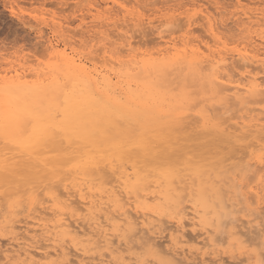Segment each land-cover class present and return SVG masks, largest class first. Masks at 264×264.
I'll return each instance as SVG.
<instances>
[{
	"label": "bare ground",
	"instance_id": "1",
	"mask_svg": "<svg viewBox=\"0 0 264 264\" xmlns=\"http://www.w3.org/2000/svg\"><path fill=\"white\" fill-rule=\"evenodd\" d=\"M165 1L166 7L161 8L162 10L153 8V15L138 6H135V9L130 8L121 0H102L103 11L101 3L95 1L90 11L95 10L92 11L95 19L103 17L102 25H97L102 29L96 25H88L85 31H97V34L88 41L82 39L85 43L82 45L86 46L91 55L83 56L84 47L80 49L81 53L76 51L73 44L75 40L72 41L73 37L66 34V30L62 28L64 22L59 23L58 19L57 25L53 22L56 27V30H53L54 37H49L44 42V57L47 55L50 60L37 67V79L33 83L27 79V68L23 63L20 67L12 65V70L7 69L9 72L0 75V110L7 113L11 99L19 116L18 120L5 119L0 122L3 125L0 127V134L9 142V148L31 153L33 159L29 167L37 178L47 176L52 181L60 178L66 181L63 187L62 184L58 188L51 182L52 186L48 188V201L51 204L42 202L38 207L40 210L33 213L30 219H9V216L1 214L2 210L0 211V227L4 230L0 236L8 241L7 247H0L3 248L0 258L5 260V264H72L71 256L86 250L84 246L90 242L109 251L99 256L97 253V257L93 256V260L98 264H121L120 257L122 262H126L127 254L123 255L125 249L131 251L129 249H132L135 243L143 250L145 245L150 246V250L159 260L168 261L169 264H209L207 258L219 259L220 264H246L242 260L245 258L235 260L234 255L223 256L219 246L220 238L218 240L216 237L218 234L215 237L210 235V231L213 233L216 228L208 230L207 225L203 223H212H209L206 216L212 206L208 200L209 195L218 197L221 207L226 206L229 211H233L229 201L228 207L224 198L225 190L229 193L230 185L234 182L229 170L231 171L234 165L238 167L237 160L242 158L238 151L243 149L242 153H245L247 149L242 148L244 144L241 146L240 143L241 149L236 150L239 157L234 155L235 153L227 157L226 154L220 168H215L214 165L206 167L205 165L210 163L197 164V161L188 164L191 159L184 160L188 154L186 151H189L186 147H191L198 135L202 136L208 132L204 137H209V140L217 137H210L212 127L206 126L210 130L204 127L200 129L199 117H191L187 110L185 113L182 102L173 96V88L167 90L168 84L162 82L165 80L173 85L176 78L184 75V78H181L184 85H178L179 89L183 86L184 90L192 77L198 76L199 82L203 79L209 88L207 90L212 93V100H215L214 104L210 105L220 107L217 111L216 107L207 105L212 108V113L208 107L204 111L209 116L215 114L209 122L218 120L217 124L215 123L216 129L213 130L228 137L225 139L218 134V139L224 138L222 141L226 142L235 140L231 143H239L241 139L247 142L248 139L251 146L264 148V114L259 113L260 108L255 112V107H250V104L260 100L264 102V9H247L235 3L239 7H236L237 10H234L233 16L230 17H235L232 21L235 23L236 34H232V37L237 38L231 39L227 35V31L231 30L225 29L226 18H219L208 6L202 8L204 5H198L199 2L193 0L186 3V6H180L183 2H179L178 8H174L172 4L167 3L168 0ZM111 2L121 6L118 12L113 11ZM238 2L242 3L241 0ZM200 20L206 24L204 29L207 36L199 39L194 36L193 26L198 23L202 25ZM81 21H85L84 18ZM156 22L155 44L151 48H140L136 37L138 35L135 33L144 32L147 25ZM110 27H114L116 37L111 36L114 33ZM181 31L183 32L178 35L177 32ZM57 35L62 37L63 43L56 40ZM38 37L43 39L45 36L40 33ZM88 52L86 51L87 54ZM93 53L96 57L99 54L104 60L102 65L108 67H99L100 63H95L98 60L92 57ZM100 58L98 57L99 60ZM104 62L107 64L104 65ZM161 76L164 80H161ZM118 100L123 103H116ZM162 104L166 109H161ZM233 106L239 107L238 111L234 107L236 112H233ZM36 113L39 118L34 119L32 132L26 137L25 130L30 129L27 127V120L30 115ZM232 117H239V120L230 122ZM46 129L49 130L47 135L44 134ZM29 142L33 143V148L26 149L22 146ZM237 148L238 146L232 149ZM179 152L183 164L184 161L187 164L185 168H177L174 165L175 161L181 164L180 160L174 157ZM26 154L24 156L28 155ZM128 163H131L130 166ZM259 168L263 171L264 164L261 163ZM9 169L15 173V167ZM253 172L255 174V171ZM257 174L259 173L255 176ZM255 176L253 180L256 179ZM11 177H15L14 180L21 178ZM249 183L245 189L249 187L248 196L253 198L257 206L253 207L250 203L244 205L247 201L244 199L243 211L242 206L239 207L243 212L241 215H236V212L231 215L227 212L226 215L231 216L226 217V222L224 220L219 223L225 224V239L237 241L243 249L240 254L248 250L255 251L257 261L251 264H259L264 260V252L261 248V251L258 249L262 241H259L260 237L264 238V173L259 176L257 183ZM186 188H191L189 194L193 197V205L188 210L183 204L176 211L175 218L168 220L173 221L175 228L170 232L171 243L164 244L160 241L162 233L172 222L165 227L164 223H167L164 222V208L159 205L152 206L150 202L164 200L169 206L178 205L188 195ZM75 195L79 197L80 202L75 201ZM132 195H135L134 200ZM239 199L241 200V196ZM35 200L37 202V199ZM139 204L142 205L141 215L135 214V208ZM231 206L235 207L232 204ZM48 214L50 217L46 216ZM186 218L193 220L195 227L198 226L197 223L204 225L207 228L204 232L209 236L202 240L188 237L189 231L187 230L188 234L185 231V223L188 221H185ZM127 221L136 225L139 234L135 241L122 242L120 234L126 229ZM157 225H160L158 230ZM257 234H260V237ZM73 249L77 251L76 254ZM78 255L80 256V253ZM132 257L134 256L131 255ZM49 258L52 260L46 262Z\"/></svg>",
	"mask_w": 264,
	"mask_h": 264
},
{
	"label": "rangeland",
	"instance_id": "2",
	"mask_svg": "<svg viewBox=\"0 0 264 264\" xmlns=\"http://www.w3.org/2000/svg\"><path fill=\"white\" fill-rule=\"evenodd\" d=\"M95 1H97L98 4L101 3V9H102V7H104V6H102L103 5L102 2H101L102 0H0V75H5L6 71L9 72L8 70H12L14 67H20L22 65V63H23V65H26L25 68H27V70H26L27 71V73H26L27 74V79L31 83H33L35 81V79H37V77H35V76H37V67H39V65H42V64L44 65L45 63H47L50 60V58L47 57V55L44 57V55H45V53H44L45 52V46H46L44 44V42L49 37H54L53 30H56V27H54V26L57 25L58 22H56V21L58 19L60 20L59 23L63 24V22H64L62 28L64 30H66L65 31L66 34H68L69 37H73V38H71L72 41L75 40L73 42V44H74V47H75L76 51L79 50V53H81V50L84 47L83 50L85 52H82L83 56L84 55H87V56L91 55L88 52L89 50L86 48V46L82 45V43H84L82 41V39L84 38V39H87V41H88V40L92 39V37L95 38V36L97 34V31H93V32L91 31V33H89V32L87 33L86 32L87 28L89 26L96 25V27H99L97 25H99V24L102 25L101 21L103 20L102 19L103 17L100 18V19H95V18H93V16H95V15L92 12V11L95 12V10L93 9L92 11H90V8L93 6L94 3H96ZM121 1H123V3H125V4H128V6L130 8L134 7L133 9H135L138 6V8H140L143 11L146 10L145 12H147V13L149 12L150 14L154 13L153 12V11H155L154 9L159 8L160 10H162L161 8H163V7L165 8L166 7V3L164 4V2H166L165 0L164 1L163 0H141V1L140 0H127V1L126 0H121ZM168 1H167V3H169L170 5L172 4V6H174V8H178L177 4H180V3L183 2L182 3L183 5L180 4V6H186V3H190V1L192 2L193 0H168ZM193 2H199L198 5H204V6H202V8H207V6H208V8H210V10L213 11V13L215 15H218L219 18L220 17H222L224 19L226 18L227 21L225 23L226 24V26H225L226 28L225 29L229 28L227 30H231V31H227V35L231 39H233V37H234V36L232 37V34H234V35L236 34L235 27H234L235 23L233 22L234 21L233 19L235 17L232 18V16H233L232 12L234 13V10H237L236 7H239V6L242 5V7L247 8V9L248 8L249 9L250 8H255V7L256 8H259V7L262 8L263 7L262 9H264V0H241L242 3L238 2V0H196V1H193ZM184 3H185V5H184ZM235 3H237V4L239 3L238 4L239 6L237 4H235ZM163 4H164V6H163ZM246 5H247V7H245ZM110 6L112 8L114 7L113 8L114 12H118L120 7H121L119 4H114L113 2L110 3ZM142 7H143V9H142ZM218 7H219V9H218ZM185 8L186 7H184V9ZM149 9H151V10H149ZM184 9L181 8V10H184ZM227 9H228V11H227ZM238 9H240V8H238ZM221 11L222 12L225 11V12L222 13ZM230 15H232V16L230 17ZM83 18H84V20L86 22L85 21H81ZM61 20H63V21H61ZM53 22H54L55 25H53ZM83 22H84V24H83ZM200 22H202V25L204 24L203 27H202V25L200 23L195 24L193 26L195 28L194 29V36L197 37V38L199 37V39H200V37L205 38L207 36V31L205 30L206 29V26H205L206 24L204 23L203 20H200ZM77 23H78V25H77ZM79 23H81V24H79ZM156 24H157V22L155 24L147 25L145 30L143 29L144 32H140V31L138 32L137 31V33H135L136 35H138L136 37L138 39V43H139L138 45L140 46V48H142V49L151 48V46H153L155 44V41H156L155 39L157 38V32H155L156 31ZM180 24H182V22H180ZM204 26H205V29H204ZM62 28H60V30ZM99 28H101V26ZM110 28L109 29L111 30V32L113 31L112 33H114V34L117 33L116 31H114V29H113L114 27H110ZM110 30H109V32H110ZM182 32L183 31L177 32V33L179 35ZM40 33L44 34L45 37L43 39L41 37H38ZM197 33H199V34H197ZM114 34H111V36L116 37V34L115 35ZM57 36L58 37H55L56 40H60L61 43H63V39H61L62 37L60 35H57ZM71 44H72V42H71ZM141 45H143V46H141ZM147 46H149V47H147ZM86 51L88 52V54L86 53ZM97 53H99V52H97ZM93 56L96 57V54L94 55V53H93L92 57ZM98 57L100 58L99 54H97V57H96L98 62L97 61L96 62L94 61V62L97 65L100 63L98 65L99 67L100 66H102V67H106L107 66L108 67V65H106L107 64L106 62H104V65H106V66H103L102 65V61H104V60L101 59L102 57L99 60ZM94 60H96V59L94 58ZM24 62H25V64H24ZM39 62H40V64H39ZM12 65L14 67H12ZM111 65L113 67V64H111ZM28 66H29V68H28ZM109 67H110V64H109ZM34 68H35V70H34ZM31 70H32V72H31ZM33 70L35 71V73H34ZM32 73H34L35 75L34 74L32 75ZM180 76H181L182 79L184 78V75L183 76L180 75ZM197 77L196 78L192 77L193 79H196V80H192V78H191L189 80V82H187V88H188V86H189V88L188 89L185 88V89H186V91H188V93L185 91V89L183 90V86L181 88L182 90L179 89L180 88L179 86H181V84L184 85V82H183V80L180 77H179L180 78V84H178L179 78L178 79L176 78L175 83H173V85H171L170 82L165 81L163 79L164 77L162 78V76H161V78H162L161 80H164V82H162L163 84L164 83L166 85L168 84L167 87L165 86L167 88V90L173 88V89H171V90H173L172 91L173 94H174L173 96H175L180 102H182V104L184 105L185 113H187V111H188V113L189 112L191 113V117H194V116L195 117H197V116L199 117L198 120H200V122H201V125L199 123V128L200 129H201V127H204L206 129H207V127L208 128L212 127L211 129L215 130L216 126H217L216 122H218V120L214 119V120H211L209 122V120L212 117H214L215 114L213 113L214 115L211 114L209 116L204 111V109L208 107L207 105H209L212 108L216 107L214 105H213L214 107L211 106L212 104H214L213 102H215V100H212V93L209 90H207L209 88L207 87V85H205L206 83L204 82V80L201 79L200 80L201 82H199ZM191 83H192V86H191ZM193 83L194 84H198V85H194ZM194 90H195V92H194ZM186 93H187V95H186ZM199 95H201V96H199ZM209 97L211 99H209ZM207 98L209 100H206ZM199 99H201V101H198ZM198 103H200V104H198ZM210 107H208V108H209L210 112L212 113V108L210 109ZM234 107L235 106H233V110L232 111L236 112V109L239 108V107L236 106L235 107L236 109ZM250 107H252V108L255 107V112L259 111V113L262 112L264 114V102L262 100H260L259 102L250 104ZM218 108L220 109V107H216L217 111H218ZM259 108H260V110H258ZM161 109H166L165 105L162 104L161 105ZM256 109L258 111H256ZM261 110H263V111H261ZM232 111H231V113H233ZM237 111H238V109H237ZM31 117L32 116L30 115L28 120H27L30 123V124L27 123L28 124L27 127H30V129L27 128V130H25V136L26 137L29 136L31 134V132H32V126L34 124V119H33V117L32 118ZM208 117H210V118H208ZM237 119L239 120V117H236V118L234 117V119L232 117V119L229 120V121L230 122H235V120H237ZM204 128H203V130H206ZM207 130H210V129H207ZM212 130H210L211 133L209 132L212 135L210 137L215 136V137H217V139L209 140V137H204L205 136L204 134H206V136L208 134V132H206L202 136H201V134L198 135L199 137H196L194 139V142L192 141L194 144H192L191 147H189V148L186 147V150H189V151L188 152L186 151V153H188V154H186L187 157H186V159L184 158V160L186 161L187 158H189L192 161V162L189 161L188 164H190V163L193 164L194 161H195V163L197 161V164L198 163H204V164L210 163V164H206L205 165L206 167H213V165H214L215 168H218V167L220 168L223 165V163H224L223 161L225 159V155L226 154H227L226 155V157H227V156H230L231 154L233 155L234 153H235L234 155H236L239 152L238 155L239 156L241 155L242 158L240 160H237V162L239 161L238 167H236L235 165H234L233 168H231L232 166L230 167L232 170L231 171L229 170V175L232 176V179L235 182V183L233 182V184L230 185V189L231 190H230V192L228 191L230 194L226 193L227 191L225 190V196L226 197H224V198L226 199L225 200L226 205H227V202L229 201L228 204L230 205V208L233 209V211H229L230 209H228L225 206V203L223 205L225 207H221L218 197H216L214 195H209L208 196V200L211 202L212 206L210 207V210L208 211L206 216L209 218V223L212 222L214 227H213L212 223H210L209 225H208V223H203V224L205 226L207 225V227L209 228L208 230H210V228H214V229L216 228L215 230L211 229V230H214V231H213V233H212V231H210L211 232L210 235L212 237H215V235L218 234L216 237H218L217 238L218 240L220 238V242L221 243H220L219 246L222 249V255L223 256L234 255L235 260H240V258H245V259H242V260L246 264L256 263L257 258H256L255 251H252L250 249L251 251L248 250L244 254H240L239 252L242 251L243 249H241V247L239 246L237 241H235V240H231L230 241L227 238H226L227 240L225 239V236L227 237V231L224 229L225 227L223 226L225 224H222V223H219V222L220 221L222 222L224 220H225L224 222H226V217L229 218V216H231L232 213L234 214L235 212H236L235 213L236 215H241L243 212H241L239 210L240 209L239 207L244 204L243 203V201L245 202L244 199L247 200L244 205H247V204L250 203L253 207L257 206V203H255L253 198H251V196H248L249 194H248L247 190H249V187L246 188V189H245V187L248 186L247 185L248 182L251 183L252 181L253 182L256 181L254 183H257L258 179H259V176L264 173V170L262 171L261 170L262 168H259V167H261L260 155H261L262 149H264V148H260L259 146H251L252 145L250 143L251 141H249L248 139H247V142H244L242 139H241L242 142L240 140L239 143H237L238 141L232 142L233 144H235L233 146L231 141H235V140H233V139L230 140V138H229L230 142L222 141V139H224L225 137L228 139V137L226 135H224L223 133L217 131V130L216 131H214V130L212 131ZM216 134H217V136H216ZM218 134L221 135L224 138L220 137L221 140L218 139V137H219ZM4 139L5 138H3L2 135L0 134V153H1L0 154V204H1L0 205V211L2 210L1 214L9 216V219L16 220V218H18L17 221L20 220V218H22V217H23V219H21V220H24L25 217H26L25 219H30L32 217L33 213H35L37 210H40V209H38V207H40L42 202H45V203L47 202L46 203L47 205L49 203L51 204V202L48 201V197H49L48 188L50 186H52V183H54L57 186V188H58L59 186L61 187L62 184H63L62 185V187H63L64 183L66 181H64L62 178H60L59 180H53L52 181L47 176H44L43 178H37L36 175L34 173H32V171L30 170V167H29L30 165H32V161L31 160L33 159L32 155H30L31 153H27L26 152L28 154L27 155L25 152H20V151H18L16 149L9 148V146H8L9 142L5 141ZM195 141H196V143H195ZM245 141H246V139H245ZM192 142H189V143L191 144ZM189 143H188V146H189ZM226 143H228V145ZM239 144L241 146L243 145L242 148H244L245 150L247 149L248 152L246 150L245 153H242V151L244 152L243 149L238 151V149H241V148H239L240 147ZM246 144H247L248 147L247 146L245 147ZM221 145H223V148H221ZM224 146H226L225 150H224ZM237 146H238L237 149H235V150L232 149V148H235ZM227 147L231 148V149L228 150ZM248 148H250V149H248ZM212 149H213L214 153L212 152ZM214 150H218V152H215ZM236 150L238 152H236ZM206 151H209V152H206ZM220 151H221V153H220ZM25 154L27 156H24ZM215 154H217V155H215ZM29 155H30V157H29ZM193 155H195V156H193ZM238 155H236V156H238ZM220 156L221 157L224 156V157L221 158ZM174 157L176 158V160H178V161L180 160V162H181V164H179V163H177V161H175L174 162L175 167H177V168L184 167L185 168V165L187 166V164H185V161H184V164H183V159H182V156H180V152H179V154H176ZM191 157H193L194 159H192ZM30 161H31V163H30ZM240 162L243 163V164H241ZM212 163H215V164H212ZM23 164H24L25 167L23 166ZM128 164L130 166L131 163H128ZM128 164H126V166H128ZM244 164H246V165H244ZM19 165H20V167H19ZM258 165H260V166H258ZM246 166H247V168H246ZM9 167H15V173L18 174V175H16L14 172H11ZM233 171H234V173H233ZM253 171H255V174L259 173V174L256 175L257 177L255 176ZM242 173H243V175H242ZM8 174H11V176H16V177L20 176L21 178L20 177L19 178L21 180L17 179V178H16V180H14L15 177L8 176ZM61 176H63V175H61ZM253 176H255L256 179L253 180ZM250 177H251V179H250ZM110 178H112V176H110ZM250 180H252V181H250ZM49 182H50V184H49ZM59 183H61V184L59 185ZM236 187H238V189ZM186 189H187V194L188 195L185 193V189H183L184 193L187 196H185V199L183 198V201H181V203L178 204V205L173 204V205L169 206L164 200H158V201L150 202L152 204V206H155V205L158 206L159 205V206L164 208L165 216L163 215V217H166L164 219V222L166 221V223H167V224L164 223L165 227H166V225L169 226L170 222L173 223V221H168V220L175 218L176 211L178 209H180V207H182L183 204H184V207L186 206L188 210L193 205V201L191 199L193 197H191V195L189 194V192H190L189 190H191V188H186ZM184 193H183V195H185ZM238 195L241 196V200L239 199L240 196H238ZM76 196L77 195L74 196L75 198H77V200H75V201L80 202V200L78 201L79 197L78 196L76 197ZM133 196H135V195H132V199H133ZM74 197H73V199H75ZM229 197H230V199H229ZM231 198H233V199H231ZM5 199H6V202H5ZM35 199H37V202H36ZM238 200H240L239 201V205L237 203ZM213 201H217V202L215 203ZM231 201L234 202V203H231ZM240 202H242V204ZM21 203H23V204H21ZM37 203L39 205H37ZM165 203H166V205H165ZM217 203H219L218 204V205H220L219 207H218ZM15 204H16V206H14ZM18 204H20V206ZM186 204L189 206V208H188V206ZM231 204L233 206H235V207H232ZM36 205H37V207H36ZM140 207L142 208V205L140 206V204H139L137 206V208H135V214L136 213H137V215H141L142 214V213H140V212H142V209ZM243 207L244 206H242V211H243ZM211 208H212V210H211ZM235 208L238 209L239 211L236 210ZM34 209H36V210L34 211ZM137 209L140 210V211H138ZM223 211H224L225 214H223ZM227 212H230L231 215L230 214H229V216L226 215ZM46 216L50 217L49 214L46 215ZM185 221H187V223H185V225H187V226H185L186 227L185 231H187V230L189 231V234H188V231L186 232L188 234L187 235L188 237H192L193 236V238L197 237L199 240H202L204 237H208L209 236L206 232H204L205 229H207V228H205L204 225H201V224L197 223L196 225H198V226H196L197 227V229H196L195 224L193 223V220H191L190 218H186ZM172 223H171V225L169 227H166V228L163 227L164 225L162 226V228H165L164 229L165 231L162 233V238H161L160 241H162L164 244L165 243L166 244H170L171 243L170 232H171L172 229L175 228L174 223L173 224ZM217 225L218 226L220 225V226L218 227ZM221 225H222L223 228L221 227ZM172 226H173V228H172ZM159 227H160V225H157L156 229L158 230ZM2 232H4V230L0 227V234ZM203 232H204V234H203ZM195 233L196 234L198 233V234L196 235ZM194 234H195V236H194ZM198 235H200V236H198ZM257 235H259V237H260V234H257ZM224 239L227 241L226 243H225ZM167 240H169V241L167 242ZM263 240H264V238L260 237L259 241H261V243H260V246L258 247L259 250L261 248L262 252H264ZM223 241H224V244H223ZM136 244L137 243H135V246H133L132 249H129L131 251H128V249H125L126 252H124V254H123L124 256L127 254L125 256V261L126 260L127 261H131L132 258H133V260H135V259H140V258L143 257L144 250H146V249L143 250L142 248H139L140 247L139 244H137L139 246H137ZM7 245H8L7 239L6 238L3 239V237H1V239H0V247H7ZM232 245H234V246H232ZM84 247H85L86 250H82L81 252H79L80 256L78 255L79 253H77V251L75 249H73V250H75V253L72 250V253H74V254L77 253L76 255H72V253H71V255H72L71 257L73 258L72 262H71L72 264H75V263L76 264H94V263H97V262H95L96 260H93V259H95V257H93V256H96L97 253H98L97 256H99V254H102L105 251H107L106 248H104V247L101 248L100 246H97L96 243H94V242L86 243V245ZM2 250H3V248H0V254H1L0 257L2 256ZM107 252L109 253V251H107ZM133 253H135V255H133ZM129 254H130V256H129L130 258L127 257ZM84 255H85V257L87 255V258H85ZM131 255L134 256V257L131 258ZM137 257H139V258H137ZM149 258H154V260L157 261V262L160 261L156 257L155 253L152 250H150ZM48 260H52V259L49 258V259L46 260V262ZM75 260H77V261L74 262ZM122 260H123L122 257H120L119 261L121 262V264H122ZM198 260L200 261V257L198 258ZM207 260H208L207 262L209 264H220V260L219 259L216 260V259L207 258ZM211 260H215V261H211ZM0 261H1L0 264H5V262H4L5 260H3V258L2 259L0 258ZM8 264H11V263H8Z\"/></svg>",
	"mask_w": 264,
	"mask_h": 264
},
{
	"label": "snow or ice",
	"instance_id": "3",
	"mask_svg": "<svg viewBox=\"0 0 264 264\" xmlns=\"http://www.w3.org/2000/svg\"><path fill=\"white\" fill-rule=\"evenodd\" d=\"M116 103H123V101H116ZM0 108H2V105H0ZM33 119H38L39 118V114H32ZM8 119L9 121L12 120H18L19 116L17 113V110L15 109L14 105H13V101L10 99L9 100V109L7 111V113H5L4 111L0 110V122H2L3 120ZM2 123H0V127H2ZM49 130H45V135H47ZM23 147H25L26 149H31L34 147L32 142L26 143L24 145H22ZM260 161L262 164H264V149H262L261 151V155H260ZM138 210V209H137ZM127 227L126 229L123 230V232L120 234V240L122 242H128V241H135V237L139 234L137 232V228L136 225H134L131 221H127ZM145 249L144 250V254L143 257L140 259H135V260H131V261H126V262H122V264H169L168 261L165 260H160V261H155L154 258H149L150 256V246L145 245ZM79 250V249H78ZM133 255H135V253H133ZM66 264V262H65ZM259 264H264V260H261L259 262Z\"/></svg>",
	"mask_w": 264,
	"mask_h": 264
}]
</instances>
